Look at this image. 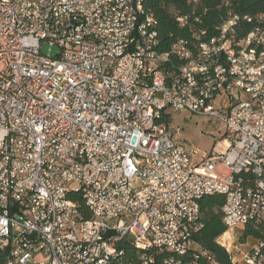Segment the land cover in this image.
<instances>
[{"label":"built area","instance_id":"built-area-1","mask_svg":"<svg viewBox=\"0 0 264 264\" xmlns=\"http://www.w3.org/2000/svg\"><path fill=\"white\" fill-rule=\"evenodd\" d=\"M127 12L136 0L0 3V243L9 264H156L160 253L171 255L162 264H181L176 252H188V264H219L194 242L203 228L195 195L213 192L225 197L218 242L231 264H264V70L242 74L224 39L203 46L206 58L179 44L161 52L147 38L136 47V20L124 26L130 38L99 34L101 43L81 47L99 27L123 26ZM69 14L73 27L63 25ZM243 23L255 25L240 38ZM223 24L236 48L264 55L259 17ZM169 55L185 70H168ZM157 66L164 74H153ZM135 71L147 84H135ZM172 112L210 116L230 138L196 161L166 121ZM126 241L136 261L125 260Z\"/></svg>","mask_w":264,"mask_h":264},{"label":"trees","instance_id":"trees-1","mask_svg":"<svg viewBox=\"0 0 264 264\" xmlns=\"http://www.w3.org/2000/svg\"><path fill=\"white\" fill-rule=\"evenodd\" d=\"M144 8L158 23L157 31L161 52L172 50L173 46L180 42H185L187 48L195 50L196 35H200L201 42L221 37V27L230 15L259 17V22H264L260 20V17H264V0H144ZM178 17L188 18V23L180 26ZM254 25L252 23L241 24L237 32L238 37L246 36ZM202 33L205 35H201ZM235 39L237 40L236 37ZM184 65L181 59L171 55L167 69L172 70L174 67L180 71ZM170 119L171 116L166 117L167 122H170ZM199 203L200 222L203 228L194 237V242L200 250L207 252L215 263L231 264L228 252L218 242V239L228 230L222 213L225 197L209 195L202 198ZM81 209H85L83 204ZM246 235L255 238L261 236L259 231L251 228L247 229ZM121 248L125 251L126 261L137 260L138 252L132 244L130 245L127 241L123 242ZM10 256V247L0 245V264H7ZM170 256L169 253L157 254L156 264H162V260ZM176 259H180L181 264H188L191 261L189 253L176 255ZM199 264H206V262L202 259Z\"/></svg>","mask_w":264,"mask_h":264},{"label":"bare ground","instance_id":"bare-ground-1","mask_svg":"<svg viewBox=\"0 0 264 264\" xmlns=\"http://www.w3.org/2000/svg\"><path fill=\"white\" fill-rule=\"evenodd\" d=\"M0 3H4L6 6H17V3L38 5L45 4V0H0ZM132 20H136L139 32L142 33V38L135 39L136 47H147L146 40L143 38H147V41H150V43H159L157 31L158 23L156 19L145 10L144 0H136V12L122 13L123 26H117L115 29L110 26L99 27V33H88V37H83V40H81V47H88V44L101 43V36H105L109 39L130 38V28L124 26H131ZM260 20L264 21V17H260ZM73 21H76V14H69V16L63 17V25L65 27H73ZM50 22H57V15H50ZM221 31V37L213 38L207 42H201L199 38L198 46L195 49L196 51L186 47L187 55H189L190 58H206V51L203 49V46L206 45V48L209 50H217L218 44H220L219 40L224 39L227 40L228 48H230L229 57L233 58L236 62L246 65V67H242V74L255 73L258 69L264 70V55L248 53L246 49L236 48L237 40L235 39L234 34H231L229 31V25H223ZM203 35H205V33H203ZM178 44L186 46L185 42H180ZM175 48L176 45L173 46L172 50H175ZM258 49H264V42H258ZM170 57L171 55H169L168 61ZM178 58L181 59L180 57ZM180 70H185V65ZM135 74V84H147V77H144L143 71H135ZM153 74H164V66L154 67ZM209 195H220V192L197 194L195 195V203H199L202 198ZM187 253L188 252H176V255H186ZM9 263L10 259L7 264Z\"/></svg>","mask_w":264,"mask_h":264},{"label":"rangeland","instance_id":"rangeland-1","mask_svg":"<svg viewBox=\"0 0 264 264\" xmlns=\"http://www.w3.org/2000/svg\"><path fill=\"white\" fill-rule=\"evenodd\" d=\"M171 115L170 123L178 140L188 151L197 153L194 156L196 161L200 160L203 153L210 152L219 143L230 138L226 129L210 116L202 117L188 112H172Z\"/></svg>","mask_w":264,"mask_h":264}]
</instances>
